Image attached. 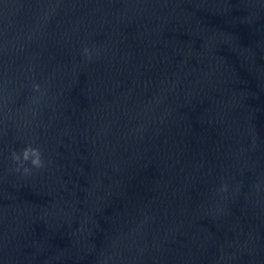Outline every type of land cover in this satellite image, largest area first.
<instances>
[{
    "label": "clouds",
    "instance_id": "obj_1",
    "mask_svg": "<svg viewBox=\"0 0 264 264\" xmlns=\"http://www.w3.org/2000/svg\"><path fill=\"white\" fill-rule=\"evenodd\" d=\"M38 87V85L36 86ZM23 160L27 161L31 158V164L33 167L40 168L43 166V161L41 159L40 150L33 148L31 146L25 148L22 152ZM13 159L19 161L21 159L20 155L13 153ZM24 171L27 173L30 169L25 168Z\"/></svg>",
    "mask_w": 264,
    "mask_h": 264
}]
</instances>
